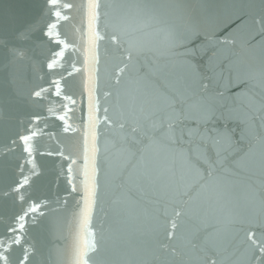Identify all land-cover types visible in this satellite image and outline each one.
Segmentation results:
<instances>
[{
  "label": "snow or ice",
  "instance_id": "snow-or-ice-1",
  "mask_svg": "<svg viewBox=\"0 0 264 264\" xmlns=\"http://www.w3.org/2000/svg\"><path fill=\"white\" fill-rule=\"evenodd\" d=\"M72 7L63 0H45L39 43L33 39L36 25L11 37L0 35V120L5 107L10 108L24 96L19 69L34 63L38 48L47 50L49 72L45 76L53 78L45 81L49 87L30 90L27 102L35 108L53 87L56 96L61 94L60 82L65 76L56 71L58 58L70 45L61 38L58 26L68 19L61 10ZM85 7V62H98L97 44L105 39L99 32L101 18L108 30L107 39L119 54L115 83L120 107L115 119L107 115L109 109L105 107L103 120L117 130L114 168L121 181L118 187L123 189L120 203L126 217H136L139 200L135 193L145 188L159 186L163 195L180 206L170 213L164 210V238L170 243L139 250V264H232L227 249L237 222H247L255 229L245 233L250 249L247 264H264V179L258 187L251 179L257 171L264 177V45L256 49L248 42L225 40L223 43L231 46L224 57L226 63L214 58L201 63L189 38L200 33L196 24L186 19L189 13L183 0H86ZM170 11L179 15L172 19ZM255 23L264 37V16ZM90 71L84 160L87 165L91 152L92 169L90 176L87 167L84 173L81 234L73 248L72 264H93L91 254L98 251L89 227L97 199L95 141L99 122L95 115L99 110L96 69ZM63 99L75 104L71 96ZM42 119L32 114L25 127L27 134H12L0 126V138L7 141L0 146V157L18 147L23 157L15 170L0 161V185L7 187L0 191V200L14 196V202L27 203L22 190L30 185V177L25 175V167L31 164V175H38L34 159L38 148L33 140L45 133L43 129L33 130V125ZM58 119L63 121L65 116ZM55 155L64 154L60 151ZM72 190L76 191L74 184ZM41 207L40 203H27L10 224H5L0 232V264H14V247L22 248L15 264H29L33 252L31 245L24 246L27 225L29 219L36 222L35 214ZM185 223L188 227L182 230Z\"/></svg>",
  "mask_w": 264,
  "mask_h": 264
},
{
  "label": "water",
  "instance_id": "water-1",
  "mask_svg": "<svg viewBox=\"0 0 264 264\" xmlns=\"http://www.w3.org/2000/svg\"><path fill=\"white\" fill-rule=\"evenodd\" d=\"M63 2L73 7L61 10L68 19L62 20L58 26L61 38L70 45L64 49V56L58 58L56 71L65 76L60 82L61 94L56 96L53 87L45 98L37 101L35 108L28 104V92L39 90L37 86L49 87L45 81L53 78L45 76L49 72L45 63L47 50L38 48L34 53V63L19 69V85L24 96L10 108L5 107V116L0 120V126L9 129L12 134H27L25 127L30 116L38 114L43 118L33 125V130L43 129L45 133L33 140L34 146L38 148V152L34 153L38 175L32 176V165L27 164L25 175H29L30 185L22 190L28 197L27 203L42 205L35 214L36 222L32 223L29 219L27 225L24 246L31 245L30 251L33 252L29 264H72L73 248L81 234L79 212L87 179L84 173L87 167L90 176L92 169L91 152L87 165L84 160V138L89 114L90 69L93 67L96 69V98L99 101V110L95 115L99 122L96 124L95 141L97 199L89 225L98 251L91 254L92 261L93 264H139L136 256L139 250L158 247L159 243H170L164 238V228L167 227L164 210L167 208L170 213L173 207L179 210L180 206L170 196L163 195L159 186L156 189L145 188L135 193L139 200L136 217L127 219L120 203L123 189L118 185L121 181L114 168L113 143L117 130L103 120L105 107L109 109L107 115L112 119H115L120 107L118 86L115 83L119 54L107 39L108 30L101 18L99 32L105 39L97 44L98 62L95 65L86 63V0ZM183 3L189 13L186 19L195 23L196 31L200 33L198 37L189 38L193 40L192 47L197 49L196 55L201 63L209 58H214L215 62L224 61L231 48L223 43L225 40H235L237 44L248 42V46L256 49L264 45V37L259 35L260 28L255 23L256 18L264 16V0H183ZM44 12L45 0H0V35L11 37L28 26L36 25L33 39L39 43L41 33L38 29L44 24ZM169 15L175 19L179 13L170 11ZM68 72L72 75L68 76ZM40 76H45V79H39ZM105 93L110 95L106 96ZM64 96H71L75 104L63 99ZM61 115L65 116L63 121L58 119ZM66 127L68 131L64 130ZM6 142L0 138V146ZM60 151L63 157L55 155ZM48 152L53 155H47ZM0 161L15 170V166L23 162L21 149L18 147L14 153L0 157ZM251 179L258 187L264 177L257 171ZM73 184L76 191L72 190ZM5 190L6 185H0V191ZM14 201V196L0 200V232L22 208L27 207V203ZM40 212L44 215L41 216ZM187 227L185 223L182 230ZM246 230L255 229L247 222H237L232 226L231 243L227 249L232 264H247L250 249ZM21 256L22 248L14 247L11 253L14 264Z\"/></svg>",
  "mask_w": 264,
  "mask_h": 264
}]
</instances>
